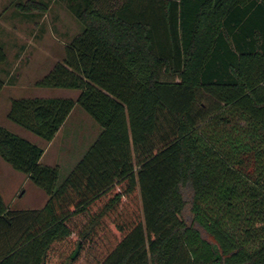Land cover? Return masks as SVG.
<instances>
[{
	"label": "trees",
	"instance_id": "1",
	"mask_svg": "<svg viewBox=\"0 0 264 264\" xmlns=\"http://www.w3.org/2000/svg\"><path fill=\"white\" fill-rule=\"evenodd\" d=\"M57 1L82 29L35 85L79 93L7 117L51 141L78 105L100 131L60 181L0 123V156L48 196L13 209L0 191V264H48L73 235L63 264H264V0ZM6 59L0 43V93Z\"/></svg>",
	"mask_w": 264,
	"mask_h": 264
},
{
	"label": "rangeland",
	"instance_id": "2",
	"mask_svg": "<svg viewBox=\"0 0 264 264\" xmlns=\"http://www.w3.org/2000/svg\"><path fill=\"white\" fill-rule=\"evenodd\" d=\"M25 1L0 0V43L7 53V59L3 63L5 85L0 93V123L16 133L22 128L7 117L12 98L28 96L76 98L79 93L77 89L38 87L35 82L58 60L63 59L65 45L81 31L82 26L62 2L43 0L47 3V9L31 16L21 14L17 9V4ZM168 77L169 74L163 72V78ZM99 131L97 123L80 106L75 105L52 144L42 141V145L46 147L44 159L59 165L60 181ZM26 133L33 137L32 140L41 141L38 136ZM23 175L24 173L13 169L0 156V191L6 203L17 208L43 204V197L35 189L37 186L31 182L26 184ZM35 197L39 200L37 201ZM76 242L77 238L73 235L70 241L55 243L50 251L48 264H63L67 261L76 248ZM95 253L86 252L77 264H94L95 258L99 255Z\"/></svg>",
	"mask_w": 264,
	"mask_h": 264
},
{
	"label": "crops",
	"instance_id": "3",
	"mask_svg": "<svg viewBox=\"0 0 264 264\" xmlns=\"http://www.w3.org/2000/svg\"><path fill=\"white\" fill-rule=\"evenodd\" d=\"M11 127V126H10ZM20 127V126H19ZM63 127V126H62ZM61 127V128H62ZM12 129H15V128H13V127H11ZM60 130V129H59ZM16 132V131H15ZM26 132H29V131H27V130H25V129H23L22 128V130H19L17 133H20V135H24V136H27V137H30V138H28V139H30L31 141H33V142H35V143H37V144H39L40 146H42L43 148H44V153H43V156H42V158H41V162H43L44 164H49V165H56V164H54V162H47L45 159H44V157H45V153H46V147L45 146H43L42 145V141H44L43 139H41V141H35V140H32L31 138H33L31 135H29V134H27ZM59 132V131H58ZM57 132V133H58ZM31 133V132H30ZM32 134V133H31ZM34 135V134H33ZM57 135V134H56ZM36 136V135H35ZM56 137V136H55ZM55 137L51 140V141H46V142H48V143H50V144H52V142L54 141V139H55ZM45 142V141H44ZM59 166V165H58ZM23 176H25V182H26V184H30L29 182H31V183H33L29 178H28V176L26 175V174H24ZM34 184V183H33ZM36 190H37V192H40V194H41V196L43 197V204H38V205H31V206H29V205H27V206H24V207H20V208H17V207H12V206H10V205H8L7 203V205L10 207V208H13V209H35V208H41V207H43L44 205H45V203H46V201H47V199H48V196H47V194L42 190V189H40L39 187H37V188H35ZM3 196V195H2ZM4 198V197H3ZM35 199L38 201L39 200V198H37V197H35ZM34 198H33V201L35 202L36 200H35ZM5 200V199H4ZM6 202V201H5Z\"/></svg>",
	"mask_w": 264,
	"mask_h": 264
}]
</instances>
